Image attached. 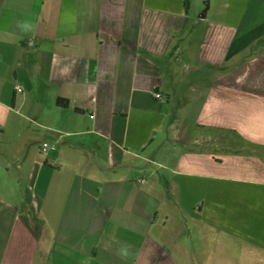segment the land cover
I'll return each mask as SVG.
<instances>
[{"label":"crops","instance_id":"1","mask_svg":"<svg viewBox=\"0 0 264 264\" xmlns=\"http://www.w3.org/2000/svg\"><path fill=\"white\" fill-rule=\"evenodd\" d=\"M226 4L0 0V264H264V0Z\"/></svg>","mask_w":264,"mask_h":264},{"label":"rangeland","instance_id":"2","mask_svg":"<svg viewBox=\"0 0 264 264\" xmlns=\"http://www.w3.org/2000/svg\"><path fill=\"white\" fill-rule=\"evenodd\" d=\"M226 3H227V0H210V7L208 10V14L209 15L212 14V12L215 10L216 7L221 8V10H223L222 8H224V6H227ZM206 6H208L207 3L204 4L203 9L206 8ZM243 7H244V0H234V10H233V15H232L233 18L235 19L238 18V15L243 10Z\"/></svg>","mask_w":264,"mask_h":264},{"label":"built area","instance_id":"3","mask_svg":"<svg viewBox=\"0 0 264 264\" xmlns=\"http://www.w3.org/2000/svg\"><path fill=\"white\" fill-rule=\"evenodd\" d=\"M15 91L16 92H20L21 91V88L19 87V86H15ZM154 96H155V98H157V99H159V98H161V94L159 93V92H155L154 93ZM46 144H43V146H45Z\"/></svg>","mask_w":264,"mask_h":264},{"label":"trees","instance_id":"4","mask_svg":"<svg viewBox=\"0 0 264 264\" xmlns=\"http://www.w3.org/2000/svg\"><path fill=\"white\" fill-rule=\"evenodd\" d=\"M56 102H57V104L62 105V106L67 105V101L65 99L57 98ZM76 110L78 111V109H76Z\"/></svg>","mask_w":264,"mask_h":264}]
</instances>
